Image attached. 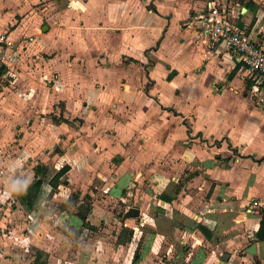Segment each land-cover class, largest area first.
<instances>
[{
	"label": "crops",
	"instance_id": "obj_1",
	"mask_svg": "<svg viewBox=\"0 0 264 264\" xmlns=\"http://www.w3.org/2000/svg\"><path fill=\"white\" fill-rule=\"evenodd\" d=\"M67 1L68 8L63 0H14L6 21L10 33L0 45L3 69L20 62L21 44L27 46L22 60L29 57L39 67L32 70L34 76L27 74L24 95L18 90L0 99L4 119L18 114L28 125L15 131L2 126L3 131L20 133L17 148L40 159L33 166L48 168L34 208L41 196L55 199L50 164L58 170L54 161L64 153H51V144L69 143L72 160L66 173L71 182L85 186L76 206L90 197L91 207L86 226L76 210L68 213L65 228L97 226L93 215L107 211L102 199L107 204L131 196L143 199L138 216H124L136 207L128 204L115 218L112 245L106 241L111 225H99L104 233L81 257L87 264H123L124 259L127 264H264V241L255 238L264 202V87L232 51L202 31L196 19L208 0ZM227 1L243 31L264 41V0ZM38 22L39 32L37 25L29 28ZM106 40L118 46L114 61ZM84 50L94 52L90 60ZM112 67L124 70L107 96L102 76L87 70ZM49 78L53 89L47 92ZM106 99L109 103L101 106ZM58 101L69 112L76 107L80 115L62 113L69 122H54L45 106ZM110 103L113 111L107 109ZM87 113L95 114L93 121L85 118ZM75 116L81 125L69 126ZM31 171L27 183L35 179ZM92 183L97 191L89 190ZM192 213L199 214L197 219ZM3 242L10 250L22 239L0 237ZM252 244L253 254L247 251ZM38 246L46 264L51 263L47 243ZM4 254L12 258L2 259L3 264L15 259L31 264L34 258Z\"/></svg>",
	"mask_w": 264,
	"mask_h": 264
},
{
	"label": "rangeland",
	"instance_id": "obj_2",
	"mask_svg": "<svg viewBox=\"0 0 264 264\" xmlns=\"http://www.w3.org/2000/svg\"><path fill=\"white\" fill-rule=\"evenodd\" d=\"M14 0H0V45L4 44L5 36H7L9 31V26L11 23H8L9 26H7L6 21L9 19L10 14L13 12V4ZM63 5H65L67 8L69 7V3L67 0H63ZM38 4H35L34 7H37ZM8 10H7V9ZM26 7L25 5L21 7V10H24ZM6 9V10H5ZM19 22H17V25ZM32 25H37L36 30L39 32V29L41 28L40 23H31L30 27ZM19 34V33H18ZM21 35V34H20ZM19 35V36H20ZM3 37V38H2ZM2 39V40H1ZM22 42V41H21ZM108 42V44H106ZM21 44V43H20ZM105 45L109 47V60L114 61L116 59V52L118 46H116L114 43L110 42V40H106ZM24 44L20 45V51L23 53V55H26V47L22 46ZM5 46V45H3ZM19 47V45H18ZM19 52L18 56H22L20 62H16V64H10L5 65V69H3V72L0 76V99H3L7 94H11L14 92L16 95L19 94L18 90H20L21 94L24 95L25 90L23 84L26 82L27 74L29 72L31 75L34 76V73H32V70H38L35 62L33 60L27 61L29 57H27L26 60H22L23 55ZM84 52H87V59L92 57V54L94 52H91L90 50ZM83 52V53H84ZM4 53L3 48L0 46V57ZM85 54V53H84ZM116 62V61H115ZM114 62V63H115ZM33 63V66L31 65ZM114 65V64H113ZM36 68V69H35ZM123 68L119 67H112L109 69H106L105 71H97L96 69L87 70L88 75L97 76L100 79V75L102 76V79H104L103 83H106V88H108L106 95L109 96L112 95V91L114 88H116L117 83L115 82L114 78L118 76V72L123 71ZM128 71V70H127ZM126 71V72H127ZM85 81L88 82L90 80L89 77L86 78ZM53 81L49 79L45 80L47 92L51 91L53 89L52 87ZM14 86H10V85ZM132 85V83H131ZM99 88V86H96ZM8 88V89H7ZM128 89V88H127ZM31 91V89H28V93ZM34 91V90H33ZM67 89L64 88L62 92L65 93ZM76 92V91H75ZM84 99L86 97V94H83ZM66 99H69L68 96L65 97ZM104 102H99L101 106H105L108 104V99ZM60 101V100H59ZM57 102L53 104L52 106L46 107V116L51 117L55 114V116H59L62 113L68 114L69 117L78 114L80 115V112L77 110V108H73L74 110L72 112H69L66 108H64L63 104L60 102ZM83 105L87 104L86 101L81 102ZM90 105H92L91 102H89ZM95 103V102H94ZM80 104V103H78ZM77 105V104H75ZM81 105V104H80ZM79 106V105H78ZM2 105L0 106V108ZM37 109H41L40 106L37 104ZM93 107V106H91ZM109 111H113L114 106H112V103L108 105ZM50 112L52 114H50ZM19 113V111H18ZM45 116V115H41ZM95 114L93 113H87L85 115V118L87 120H92ZM50 120V118H48ZM11 120V121H10ZM7 117L4 119L3 113L0 110V237L2 238H14V239H22L21 245H16L15 248L10 247V250H7L4 248L6 244L4 242L0 244V261L4 258H12L8 254H4L5 251H10L11 253H15V255H20L22 253L25 257L30 258V255L34 254L38 245L42 244V242L47 243L48 246H46L47 249L50 250L49 254L53 253V258H49L51 263L49 264H87V260L83 261L81 257H83L84 251H89L90 248L93 247L95 241H97V238L100 237V234H103L104 230H102V227H99V225L108 226V224L111 225L110 230L107 232L108 239L106 241H110L112 243H115L113 236L115 235L116 227L113 228L115 222V218H120L123 213V209L126 205H133L138 207L141 204V200L143 199H133L132 196L126 200L125 202L119 201L112 202L110 204H107V200L102 199L103 205L106 207L105 209L108 211L103 212V214L96 213L93 215V218L96 219L98 225L92 226L93 228H89L84 230L83 228L79 229H72L71 227L65 228V221L68 217L69 212H75L79 206H76L79 199L78 195L82 191H85V186H82L81 184L76 183L71 180H69V177L67 173H64L60 178L56 180L57 185L55 188H51V193H55L52 198L51 196L42 197L40 199V202L38 203V206L34 208L33 211H28L26 207L20 203V200L18 198L19 193V187L24 186L27 181H30L33 177L32 174V167L33 162L35 160H40L35 155H29L26 153H22L19 148H17L18 141L16 140L18 137L21 136L18 132H12L10 135H8L6 132L3 131L2 126L11 127L12 131H15V128H19L20 125L25 124L26 121L21 122L20 115H14L11 118ZM80 119L78 116H75L73 118V121H70L69 126L77 127L81 125ZM87 124H90L87 122ZM30 125V123H29ZM93 125V123H92ZM28 126V125H27ZM26 126V127H27ZM215 142V141H214ZM12 145V146H11ZM15 145V146H13ZM60 148L59 151L57 148ZM70 147L69 143L64 144L62 142H58V144H51V147L49 148L50 152L53 154H59V152H62L63 149V158L56 159L54 161L57 169H59L63 165H67V161L72 160L69 157L68 148ZM48 151V150H47ZM68 153V154H67ZM62 155V154H61ZM60 155V156H61ZM52 169L50 172V175L53 176V174L57 171L56 168H54V164H50ZM69 167V166H68ZM186 174L190 172V170H185ZM49 175V176H50ZM97 182V180L95 181ZM16 185H20L19 187H16ZM94 183L88 185L89 190L94 189L93 188ZM47 188V185L45 186ZM134 189V188H133ZM97 191L96 189H94ZM80 191V192H79ZM43 198V199H42ZM132 198V199H131ZM83 203V209H87L88 207H91V201L90 197H83L82 198ZM110 201V199H108ZM109 203V202H108ZM21 205V206H20ZM44 206L45 208H41V206ZM80 205V204H79ZM39 208V211L37 208ZM93 207V205H92ZM113 208V210H111ZM61 209H65L66 211L64 213L60 212ZM27 210V211H26ZM44 210V212H42ZM112 211H114L112 213ZM90 213H88V216L90 217ZM125 216V214H124ZM193 219H197L196 214H191ZM67 222V221H66ZM62 226V230H61ZM86 226V225H85ZM99 227V228H98ZM129 229V228H126ZM54 230V231H53ZM127 232V231H126ZM49 233V238L46 234ZM129 235L125 234V239L128 238ZM142 242V241H141ZM96 244V243H95ZM141 243L140 246L137 248L138 250L141 249ZM163 246V243H162ZM48 254V255H49ZM16 256V258H17ZM89 256V254H88ZM51 257V256H50ZM89 258V257H88ZM12 261V260H11ZM10 261V262H11ZM28 260L21 262L17 261L16 259L11 262V264H27ZM123 264H127V259H124ZM5 263V262H4ZM104 263V262H103ZM0 264H3V262H0ZM94 264V263H93ZM99 264V263H95ZM102 264V263H101ZM108 264H119L118 262L115 263L114 261H109Z\"/></svg>",
	"mask_w": 264,
	"mask_h": 264
},
{
	"label": "built area",
	"instance_id": "obj_3",
	"mask_svg": "<svg viewBox=\"0 0 264 264\" xmlns=\"http://www.w3.org/2000/svg\"><path fill=\"white\" fill-rule=\"evenodd\" d=\"M234 8L227 0H208L196 20L209 38L232 51L249 76L264 87V41L256 42L231 18ZM4 58L1 55L0 70ZM263 206L264 202L261 203Z\"/></svg>",
	"mask_w": 264,
	"mask_h": 264
},
{
	"label": "trees",
	"instance_id": "obj_4",
	"mask_svg": "<svg viewBox=\"0 0 264 264\" xmlns=\"http://www.w3.org/2000/svg\"><path fill=\"white\" fill-rule=\"evenodd\" d=\"M235 1H241V0H235ZM2 72H3V68L0 70V76ZM52 120L54 122H59V121L69 122L68 119L61 117V115L59 117L53 115ZM68 169L69 167L67 165H63L53 174V176H51V178H49V182L53 188H55V186L57 185L56 180L60 178V176H62L64 173H66ZM33 171L35 173L34 180H32L29 183H26L24 186L17 185V187L20 186L18 198L21 204H23L28 210L33 209L38 200L41 184L44 181V179L47 178L48 168L42 163H37L33 166ZM82 203H80L79 205L80 208L77 209L76 215L79 216L80 220L83 222V225H85L87 212L90 207H88L87 209L86 208L83 209V205H81ZM260 216L261 217L259 221V226L257 231L255 232V238L259 241H264V206L260 208ZM90 228L93 227H91L90 225ZM138 253H139L138 249H136L134 252V258L138 256ZM31 264H46L44 253L41 250L35 251L34 258Z\"/></svg>",
	"mask_w": 264,
	"mask_h": 264
},
{
	"label": "water",
	"instance_id": "obj_5",
	"mask_svg": "<svg viewBox=\"0 0 264 264\" xmlns=\"http://www.w3.org/2000/svg\"><path fill=\"white\" fill-rule=\"evenodd\" d=\"M45 29L47 27H44ZM139 215V209L137 207H130L127 212L125 213V217H135V216H138ZM247 251L249 253H255V244H252L248 249Z\"/></svg>",
	"mask_w": 264,
	"mask_h": 264
}]
</instances>
